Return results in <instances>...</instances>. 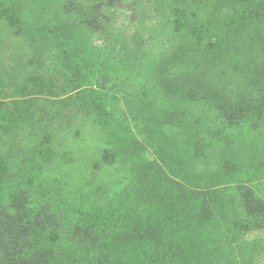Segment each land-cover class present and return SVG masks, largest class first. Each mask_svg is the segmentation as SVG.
Segmentation results:
<instances>
[{"label":"rangeland","instance_id":"obj_1","mask_svg":"<svg viewBox=\"0 0 264 264\" xmlns=\"http://www.w3.org/2000/svg\"><path fill=\"white\" fill-rule=\"evenodd\" d=\"M204 1L0 0V206L20 193L34 209L46 206L54 222L41 238L67 264H264V221L243 207L246 187L264 196V51L256 60L262 74L249 81L243 73L246 56L262 49L252 36L264 38V24L245 31L247 55L233 60L228 49L216 58L231 5L198 8ZM236 3L244 20L263 19L264 2ZM214 4L220 8L211 15ZM56 9L88 36L75 42L86 40V51L32 46L31 39L58 38L59 23H48ZM235 23L224 26V45ZM192 36L214 51L211 60L184 48ZM160 65L171 75L207 74L203 84L225 91V100L207 103L195 87L188 100L158 96ZM245 109L263 121L252 132L231 130ZM15 113L23 127L5 135ZM198 117L188 142L179 123ZM160 222L172 230L169 242L157 238Z\"/></svg>","mask_w":264,"mask_h":264},{"label":"trees","instance_id":"obj_2","mask_svg":"<svg viewBox=\"0 0 264 264\" xmlns=\"http://www.w3.org/2000/svg\"><path fill=\"white\" fill-rule=\"evenodd\" d=\"M91 2H94V6H101V5H107V6H113L117 0H88ZM213 1L215 0H205L204 4H197L198 8H204L206 5L209 6V4H213ZM222 5L228 4L231 5L229 10L223 14V20L224 25L219 27L220 32L217 34V43L221 44L222 51L218 52V56L216 58L225 57L226 52L228 49H231L234 54L231 56L233 60H237L238 55H247L242 50L243 44H245V31L253 32L255 29L258 31L262 30V25L264 24V14H262V18L260 19V23H256V21L250 20L246 21L242 17L238 16L240 14V11L237 9V1L238 0H220ZM251 3L255 7H260V5L264 2V0H250ZM72 4H65L64 9L66 10H72L73 9ZM236 6V7H235ZM214 10H210L209 13L215 14L217 10H219V5L214 4ZM56 13L52 15L50 19H48V23H59L57 30L55 33L57 34L58 38L55 40H46L41 41L40 43H37V39L32 40V46L38 47L39 45L43 44L45 48H48L50 46H53L57 42V46H61L65 49V54H69L66 49L68 48H78L80 51H86V47L84 46L85 41H81V44H76V38L82 36V38H87L86 35H80V33L76 32V28L78 27L76 24L77 22H67L69 20H59L61 12L56 9ZM64 13V12H63ZM62 15V14H61ZM261 17V15H260ZM70 19V18H69ZM235 21L237 23V26H235L236 33L232 39H229L227 43H230L228 45L225 44V30L224 26H226L229 21ZM91 23L92 21L89 20ZM240 23V25L238 24ZM262 23V25H261ZM255 25V27L253 26ZM33 27L29 25L27 27V30L29 31L28 35L33 33ZM35 35V34H34ZM195 35V34H191ZM190 35V36H191ZM252 36L253 44L257 47L260 45L262 49L257 53V55L251 60L248 56H246L248 64L243 69V73L246 75L247 79L251 81L253 78L256 77V74H262L261 68V62H256L257 59H261L262 57V51H264V38H259L256 36ZM198 38L195 36H192L193 42H187L184 45V48L188 51L193 45V51L192 57L195 59H202V60H211V56L214 53L209 47L201 46L194 44V40ZM199 40V39H197ZM50 41V42H48ZM238 41V43H237ZM218 50V49H217ZM212 51V54H211ZM190 53V52H189ZM64 59V56H63ZM255 59V60H254ZM161 68L158 70L156 78L161 80L162 83L161 87L157 86V93L158 96L163 97H173L174 99L179 100H188L190 98L189 94L187 93L188 87H195L196 92L198 95H205L202 96L203 99L206 100L207 103H210V99L218 101L216 104L220 105L225 100L224 92L220 91V89H217L216 87H208L205 86L203 83H205V80L210 79L207 74H202L201 76L194 77L191 74L186 75H179V74H173L171 75L169 72L162 70V65H160ZM255 67V69L253 68ZM65 77L69 76V72H65ZM264 77V75H263ZM74 78H71L70 81H74ZM261 80H264L261 78ZM261 82V81H260ZM196 85V86H194ZM51 92L52 90V85ZM3 86L0 87V92L3 90ZM24 91H28L24 89V86H22ZM159 88V89H158ZM161 88V89H160ZM260 88V87H259ZM66 89V88H65ZM262 89V88H261ZM161 90V91H160ZM166 92H165V91ZM264 92V89H262ZM3 93V91H2ZM162 93V94H161ZM35 104H37L35 102ZM2 105V103H0ZM79 109L77 111L83 112L84 107L78 106ZM156 108V107H155ZM3 109V108H2ZM1 109V110H2ZM35 112L31 113L28 112L30 118H32L33 114ZM57 113H59L57 111ZM253 114V115H252ZM257 114L254 112L253 109H245V110H239L233 117V121L236 122L235 126H231L230 129L233 131H238L239 129L246 131L248 129L250 132H252L253 128L256 126H259L260 123L263 121V119L259 116L255 117ZM20 115L16 114L12 115L11 119L8 117V121H5V135L13 134L14 132L19 131L22 129L23 122H18L20 119ZM201 117H198L197 120L195 119H187L180 121L179 125H184L185 129L184 132L186 133V139L190 142V137H194L196 134V131L201 126V122L198 120ZM7 120V119H6ZM162 125V124H160ZM160 125L154 127V134L157 139L159 134L161 133V129L159 128ZM38 127V124L36 123L33 128ZM264 127V125H263ZM164 141H161L159 143V146L164 144ZM189 146L186 145L185 149L188 150ZM184 149V150H185ZM176 152V147H173L172 153ZM187 156V155H186ZM185 156V158H186ZM185 158L179 159L177 161V164L183 165L185 163ZM152 164V163H149ZM173 168V171L177 173L178 169ZM162 176H166L165 173H161ZM245 192H247V195L244 198L243 207L246 209L248 214L253 216L254 218H257L260 222L264 221V196H261L258 194L257 191H253L250 187L245 188ZM33 212V213H32ZM209 216V215H207ZM53 221V216L50 214L48 209H46V206H43L42 209L36 210L31 206V200L28 199V196H26L24 193H20L17 196H15L10 202L8 206H0V264H67L65 261V257L62 254V252H58L56 248L54 247V242L51 241H43L41 236L44 234V230L48 231V229L51 226V222ZM54 222V221H53ZM157 238L160 239L162 242H169V239L173 238L172 230L169 229L165 222H160L157 225ZM50 234H53L51 231H49ZM55 234H53L54 236ZM167 249V248H166Z\"/></svg>","mask_w":264,"mask_h":264}]
</instances>
